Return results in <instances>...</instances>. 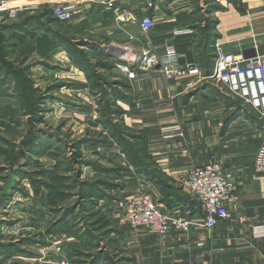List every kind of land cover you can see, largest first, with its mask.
Returning a JSON list of instances; mask_svg holds the SVG:
<instances>
[{"label": "rangeland", "instance_id": "1", "mask_svg": "<svg viewBox=\"0 0 264 264\" xmlns=\"http://www.w3.org/2000/svg\"><path fill=\"white\" fill-rule=\"evenodd\" d=\"M152 9L159 17V7ZM88 12L74 24L40 14L51 28L44 34L36 22L23 27L17 24L29 11L14 15L10 10L0 12V24L11 25L0 26V186L8 169L18 179L13 192L0 203V264H88L96 252L110 258L109 241H105L110 229L101 205L112 202L111 207L120 209L117 191L97 184L93 188L88 183L110 179L120 186L123 179L115 168L122 166V174L133 169L103 124L110 118L112 101L114 105L123 101L107 84L126 77L118 64L124 63L132 47L126 35L115 36L123 29L117 31L113 25L104 30L95 22L93 14L104 12L93 7ZM194 15L202 25L201 33L213 22L198 12ZM156 22L161 20L156 18ZM128 30L130 35L136 34L135 29ZM146 37L141 34L136 44L145 42ZM260 37L258 43L264 41ZM89 42L99 43L107 54L110 45L121 47L125 54L116 57L111 50L105 58ZM80 55L87 56L93 67L80 66L76 61ZM92 70L101 76V82L87 77ZM116 88L127 92L119 85ZM123 116L114 118L124 124ZM97 191L109 197H100ZM103 263L100 260L98 264Z\"/></svg>", "mask_w": 264, "mask_h": 264}, {"label": "crops", "instance_id": "2", "mask_svg": "<svg viewBox=\"0 0 264 264\" xmlns=\"http://www.w3.org/2000/svg\"><path fill=\"white\" fill-rule=\"evenodd\" d=\"M13 2L17 0H8L6 4ZM6 4H0V8ZM131 5L136 13H141L142 8L155 15L157 11L154 13L152 8L159 7L160 16H154L161 23L156 22L145 42L136 44L141 40L138 27L114 20L111 11H102L103 15L95 13L93 19L104 30L114 26L117 31L123 29L115 36L126 35L125 40L135 51L146 47L164 54L167 47H172L179 55V64L196 68L197 72L168 80L158 68L133 67L135 77L123 78L129 84L126 89L129 100L116 102L115 106L125 111L124 125L141 136L139 141L149 163L168 185L180 189L183 198L171 201L170 205L162 203L159 200L164 197L163 187L133 169L123 173L120 178L124 182L115 190L121 208L111 207L112 202L101 205L107 213L110 235L105 241H109L111 251L110 258L102 259L103 264L113 261L118 264H264V237H254L251 233L253 225L264 223V174L257 173L253 166L264 133L263 123L250 107L241 106L236 97L210 78L213 43L205 47L202 25L194 15L198 12L203 14V19L215 22L209 32L211 42H223L227 51L243 48L248 54L254 43L264 47V41L258 43L260 36L264 39V30H258L264 27V0H157L151 3L132 0ZM128 28L135 29L136 34L130 35ZM237 105L242 111L236 119L228 120ZM175 125L181 127L183 137L164 138L162 131ZM212 155L219 159L223 172L234 182L237 200L228 205V218L205 228L201 223L200 203L182 181L192 165H202ZM139 190L151 194L164 212H188L192 218L190 229H172L160 236L145 228L128 227L120 210L126 199ZM71 240L76 242L74 238Z\"/></svg>", "mask_w": 264, "mask_h": 264}, {"label": "built area", "instance_id": "3", "mask_svg": "<svg viewBox=\"0 0 264 264\" xmlns=\"http://www.w3.org/2000/svg\"><path fill=\"white\" fill-rule=\"evenodd\" d=\"M7 1L0 0V4L4 5ZM17 1L21 3L3 6L0 12L10 10V14L14 15L25 10L34 12L46 8L56 21L74 24L93 7L101 12L111 11L112 18L120 23L135 24L142 35H148L156 25L154 14L144 12L142 8L141 13L137 14L135 7L131 5L132 0ZM212 48L214 60L210 78L236 97L241 106L250 107L262 121L264 129V52L259 50V44H253L254 54L251 56L246 55L243 48L227 51L221 41L213 42ZM129 50L130 55L125 58L124 63L118 64V68L127 78L135 77L133 67L140 70L158 68L168 80L197 72L196 68L180 65L179 55L172 47H167L164 54L148 48L140 51L131 48ZM183 135V130L178 125L162 131V136L166 139ZM253 166L257 173L264 174V133L256 150ZM182 183L200 203L203 227L212 228L221 219L228 218V205L237 200L235 185L223 172L221 162L215 155L202 165H192ZM122 219L131 229L145 228L160 236L168 234L172 229L188 231L192 223L188 212L177 214L174 211H162L154 197L144 190H139L126 199L122 208ZM251 233L254 237H264V223L253 225Z\"/></svg>", "mask_w": 264, "mask_h": 264}, {"label": "trees", "instance_id": "4", "mask_svg": "<svg viewBox=\"0 0 264 264\" xmlns=\"http://www.w3.org/2000/svg\"><path fill=\"white\" fill-rule=\"evenodd\" d=\"M40 14H50V11L46 8L42 9L39 13L38 11L28 15L26 18H24L20 23H17L18 25H20L21 27H23L25 24L27 23H33L36 22L38 23V26H40L42 30L41 33L44 34V32H51V28L48 27V25L45 24V21H43L41 19V15ZM51 16V14H50ZM54 19V18H53ZM209 21H213L211 19H208ZM213 23V22H212ZM212 23H208L206 24L203 28H204V32L202 35V39L204 41V44L206 45L205 47H207L209 44H212L213 42L210 41V35L209 32L211 30L212 27ZM0 26L2 27H11V25H4L3 23L0 24ZM55 37H59L56 36ZM89 44L91 45V47H93L94 49H97L98 51H100V54L103 53V55L105 56V58H108L110 55L105 53L104 50L102 49V47L100 46L99 43H93V42H89ZM101 50L103 52H101ZM73 51H75L73 49ZM77 51V50H76ZM75 51V53H76ZM80 66H90L93 67L91 65V62L88 60V57L85 55H80V58H78L76 60ZM104 62V61H103ZM105 66H107V64L103 63ZM87 68V67H84ZM87 77L92 81V78H95L98 80V82H101L99 80V78H101L100 75H96L95 71H89L87 73ZM106 82V80H105ZM114 83V84H112ZM109 82L107 85L110 87L111 93H114L116 96L120 97L121 99H123V101L125 100H129V98L127 97V93H124L120 90H118L116 87L117 85L123 87L124 89L129 88V84L127 82L124 81V79L122 81H113V82ZM85 87V85H83ZM100 91H103L104 93L105 90L102 89V87H100L99 89ZM99 91V92H100ZM241 106H236V111L232 114H230V116L228 117V120H232L233 118H235L236 116L239 115V113L242 111ZM124 110L121 109V107H116L113 104V101L111 103V106L109 107V116L110 118L108 119H104L103 124H104V128L106 129V131L109 132V136L112 140H114L115 142H117L118 146L121 147L120 150L125 154V158H126V163L128 165H131L133 167V171L138 172V174H143L145 175V177L154 182L155 185H160L161 187H163V191H164V197L160 198V202L165 203L167 205H170L171 201H180L182 200V196L180 195V189L176 188L173 189L170 185L167 184V182L163 179L162 174L159 173L157 171V169L154 168V165L149 163V159L148 156L144 150V148L141 145V140L139 141V139L141 138L140 135H135V133L131 132L130 130H128L124 124L120 123V121L116 118H118L119 116H121L122 114H124ZM114 115L116 116V118H114ZM113 116V117H112ZM118 120V121H117ZM99 121V120H98ZM99 123H101L99 121ZM32 133V132H31ZM31 133H30V137H31ZM34 137V135H33ZM131 138L126 140L127 138ZM101 139H94V142H100ZM94 167L96 169H101V171L103 172H109L110 170L106 167H101L99 165H94ZM123 170V167H116L114 172H120L118 175L121 177L123 176V174L121 173V171ZM15 172L17 173L18 176H20L18 170H15ZM125 172H130L129 169H127ZM91 187L94 186V184H97V186H102L105 187L107 189H117L119 188V184L115 183L114 181L110 180V179H98L96 180V183H88ZM46 185V184H45ZM94 188V187H93ZM99 194V195H98ZM96 195L102 197H109L108 195L106 196L103 192L99 193V191L96 192ZM7 196H5L4 198H6ZM2 219H0L1 221ZM104 226V224H103ZM101 253V252H100ZM92 256V257H91ZM90 261L88 264H98L100 262V260H106L108 259V254L107 255H100L99 253L97 254V252L93 255H90Z\"/></svg>", "mask_w": 264, "mask_h": 264}, {"label": "water", "instance_id": "5", "mask_svg": "<svg viewBox=\"0 0 264 264\" xmlns=\"http://www.w3.org/2000/svg\"><path fill=\"white\" fill-rule=\"evenodd\" d=\"M111 50H114V55L116 57H122L125 54V51L121 47H115L114 45H110L107 52L111 54ZM260 51L264 52V47L259 48ZM254 54V50L252 49L250 53H246V55L251 56ZM18 182L17 176L13 173L11 169H8L6 172V179L0 186V203L2 202V198L8 196L12 193L14 188L16 187ZM1 214V211H0Z\"/></svg>", "mask_w": 264, "mask_h": 264}, {"label": "bare ground", "instance_id": "6", "mask_svg": "<svg viewBox=\"0 0 264 264\" xmlns=\"http://www.w3.org/2000/svg\"><path fill=\"white\" fill-rule=\"evenodd\" d=\"M22 2H23V0H21ZM16 3H21L20 1H17V2H13V3H8V4H6L5 6H11V5H13V4H16ZM13 192V191H12Z\"/></svg>", "mask_w": 264, "mask_h": 264}]
</instances>
